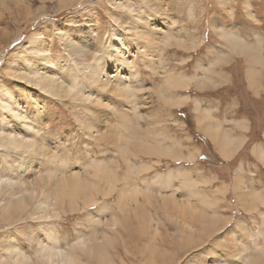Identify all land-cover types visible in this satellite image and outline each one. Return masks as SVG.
I'll use <instances>...</instances> for the list:
<instances>
[{"label": "rangeland", "instance_id": "1", "mask_svg": "<svg viewBox=\"0 0 264 264\" xmlns=\"http://www.w3.org/2000/svg\"><path fill=\"white\" fill-rule=\"evenodd\" d=\"M69 36L102 59L115 91L81 72ZM31 40L41 55L27 48ZM45 56L57 78L78 77L91 99L50 95L17 74L31 64L41 72ZM125 76L135 86L126 99L118 82ZM6 89L41 130L44 151L65 161L62 180H83L62 190L80 198L58 202L51 217L39 209L40 192L21 193L23 212H0L1 260L13 249L43 264L40 248L69 250L82 238L94 251H76L77 264H264V0H0V93ZM6 118L18 122L0 103L3 126ZM210 123L228 139L212 137ZM232 141L241 147L227 160ZM20 159L0 153L1 174L20 180ZM31 159V179L55 168Z\"/></svg>", "mask_w": 264, "mask_h": 264}, {"label": "bare ground", "instance_id": "2", "mask_svg": "<svg viewBox=\"0 0 264 264\" xmlns=\"http://www.w3.org/2000/svg\"><path fill=\"white\" fill-rule=\"evenodd\" d=\"M61 31H64L67 34V31H70V30H67V31L66 30H61ZM73 36H75V35H73ZM225 36L229 40L231 45H233V46H238L239 44L240 45L244 44L240 39H236V38H234L232 36L230 37L229 35H225ZM69 39H71V40H69L70 45L68 44L69 45L68 49L70 50V52H73V54L78 55L80 57V60H82L81 63H78L79 66H82L81 67V72L87 71L86 74H85L86 77L90 81H94L99 87H101L103 89L106 88V90H107V87H111L112 88L114 85L111 83L110 78L108 77L110 75H109L107 70L102 68V64H103L102 63V59H98V60L93 59L94 56H92V58L90 59L89 55L91 53H93V51L90 53L91 49L88 46H86L87 44H84L83 42L81 44L82 40L80 42H77L76 38L73 39V38L70 37ZM155 39H156L155 41H157L158 39H168V37L167 36L155 37ZM34 42L31 40L28 43L27 48L29 50L31 49L32 51H36L37 53L39 52L40 53L39 55H41V52L43 50H40V49H42V47L40 48L39 44H32ZM85 42H86V40H85ZM163 42H164V40H163ZM158 43H160V42H158ZM245 46H247V44H244V47ZM154 48H152V49H154ZM117 50H118V48H117ZM154 50H156V49H154ZM91 55H95V53L91 54ZM118 57H121V56H118ZM97 58H99V57H97ZM121 58H122L123 63H125V64L127 63L126 61L129 60V57H126V56H122ZM42 62H43V64H42L43 66H42L41 72L37 69V67L35 65L31 64V65H29V72H22L21 73V72L15 71L14 73L18 72L17 74L20 75L22 77V79L29 80L32 83L33 86H36V88H40L42 91H45L46 93H50V95L53 94L55 96H58L62 92H65L67 95H71L73 93L77 95V93H75V92H79L80 96L84 97V99H86V100H90L91 99V95H89L88 92H85V90L82 89V88L76 87L79 84V82H80L78 77L74 76L73 78H71V83H69L67 81H61L60 78L56 77V74L54 72V69L57 66L50 59L46 58V56L42 57ZM3 64H4V66H6V63H3ZM5 68L7 70H9V69H13V66L8 64ZM46 68H47V70H45ZM252 79H253V77H252ZM197 80L201 81L200 79H197ZM255 80L256 79H254V81ZM176 81H178V80H176ZM203 81L207 82V81H210V79L209 78H205V79H203ZM118 82H120L119 89L121 88V90H122V91L120 90V92H124L125 93V95L121 94V95L125 96V99L126 98H130V95L132 97H134L133 93H134V90H135L134 89L135 86L133 85L132 81L130 82L128 80V78L125 76L123 78H120ZM200 84H202V83L200 82ZM204 84H206V83H204ZM167 85H165L164 87H166ZM177 85H178V83H177ZM173 86H174V84H173ZM254 86L255 85L253 84L252 87H254ZM114 87H116V85ZM113 88H112V91H115V90H113ZM114 89H116V88H114ZM116 92H117V90H116ZM119 94L120 93H118V95ZM0 95H1L0 103H1L2 109L4 111L8 112L13 118H16L17 121H18V122H16V123H18L17 125H16V123L15 124H11L10 123V119L6 118L4 120L5 126H3L0 123V153H2L4 155H5V153L6 154L12 153L13 156L14 155L19 156L21 159L19 160V162L17 164V168H18L19 173H22V176H20V180L19 179L18 180H14L13 178L9 179V178L4 177L3 176L4 174H1V172H0V198H2V200H3L4 197H8V199H9V200L7 199L8 201L6 203H2V200H0V212H2L3 215L5 214V215H8V216H11L13 210H17V211L23 212L25 207H26V200L22 198L21 193L24 192V193H26L29 196L30 199H34L35 195L38 192H40V193H42L44 195L45 202H41V206H40L39 209L43 210V213L45 212L44 215H46L47 217H51V215L49 214L50 213L49 211H55L56 210L55 207L57 206L58 202H66L67 201L71 205V204H74L75 201L80 198L79 196L82 193L81 191H80L81 193H79L78 196H72V194H68V193H70V191L67 194H63L64 192L62 190H69L70 189V184L69 183H71V182H72L73 185L76 184V186L78 184H80L81 182L77 184V182L79 181V180L77 181V179H81V177H79V176L77 177L76 176L75 178H73V177H70L69 179L67 178L68 180H65V181L62 180L64 176L66 177L65 172L63 170H61V169H64V168L67 167V166L64 167L65 161L59 160V159L55 160L56 159L55 157L49 156V154L46 151H44V149H45L44 145H43L42 141L40 140L41 138L39 137L40 134H41V132H40L41 130L38 127L34 126V123L29 118L28 113L26 112V110L25 111L21 110L20 104H18L17 102L13 101L14 98H13V95H12L11 91L7 90V89L4 90V91L2 90ZM162 96H163V98L166 97V96H164V93H162ZM197 108L199 109L198 105H197ZM199 112H201V111H199ZM200 115L202 117L205 116L204 113L203 114L200 113ZM198 118H200V117H197V119ZM201 123L199 122V124H201ZM213 124H215V123H213ZM244 126H246V125H244ZM206 127H208V130L211 132V134L214 133V135L212 137L216 138L218 140V142H220L221 139H223V140H227L228 139V138H225V136H222V138H220V136H218L216 134V130L211 125V123L209 125H207ZM216 127H218V126H216ZM244 128H246V127H244ZM246 130H248V129H246ZM209 131H207V132H209ZM235 142H236V140H235ZM235 142L232 141L229 145L227 144V147L230 146L229 148L223 149V156L225 158H228V160L230 159V156L233 155V153H235L236 151L238 153V151H239L238 149H239L240 145L236 146ZM243 147H244V145H243ZM240 150H241V148H240ZM255 155L257 156V154H255ZM38 156H43L44 162L55 164V168L52 169L51 172L49 171V173H48L49 176H47V175L46 176H38L37 178L35 177V178L31 179L32 177L27 176L30 172L32 174L34 173V171H33L34 168H33V165H32V161L33 160L31 158H36L37 159ZM260 157H263V156L260 155ZM103 164L104 163H102V165ZM98 165L99 164H97V166ZM0 166H1V162H0ZM95 166H93V167H95ZM103 167H104V165H103ZM103 167H102L101 173L102 172H103L102 174L109 173V170H107V166L104 169H103ZM93 169H95V168H93ZM98 169H99V172H100L101 168L99 167V168H97V170ZM13 171L15 172V170H13ZM89 172H90L89 174H92L94 171L91 173V171L89 170ZM111 172L113 173L112 170H111ZM117 172H119V171H117ZM61 174H63V177H60ZM93 174L95 175L96 172L93 173ZM85 178L87 179V177H85ZM98 178L100 180L101 176L100 177L98 176ZM73 179H74V181H73ZM94 179H96L95 176H94ZM104 179H106V178H104ZM75 180L77 181L76 183H75ZM81 180H83V179H81ZM156 181H158V180L155 179V181H153V182L155 183ZM87 182L88 181L86 180V182H84V183L86 184ZM90 183H88V184H90ZM90 185H92V184H90ZM17 186H19L18 190L20 188H22V190L21 189L19 191L16 190V192H15L14 190H15V187H17ZM93 186H94V184L92 185V187ZM163 186H164V184H163ZM163 186H160V187H163ZM237 186H239V185L237 184ZM48 188H49V190H48ZM88 189H90V187H88ZM52 198H54V199L52 200ZM81 199L85 200V203H87L89 201V203H87V204H90V203L94 202L93 197H91V196H90V198L82 196ZM49 202H52V208L49 207V206H51V205H49ZM257 202H261V201H257ZM33 213L37 214V211H33ZM43 218H44V216H43ZM209 221L211 222V220H209ZM214 223H216V222H214ZM217 223H219V222L217 221ZM93 238H94L93 239L94 245L99 247V245H98V243L100 242L99 241V237H95L94 236ZM93 247L90 245V242L88 240L85 241L82 238L77 240L76 244L74 246L72 245L69 250L67 248H66L67 250H63L62 248H58V246H56V245H52L51 247H42V248H40L39 261H40V263L43 262V264H77L78 256H77V253L75 254V252L76 251L77 252L78 251L81 252V254H79V257H80V255H82V254L92 253L94 251ZM98 247H97V249H98L97 251H99ZM7 251L9 252V259L10 260H8L7 257H5V255H4V256L1 257V258H4V259H2V260L0 259V262L2 264H31L30 258L24 256L22 254V252H20L19 250H13L12 249V250H7ZM260 251H262V249H260ZM95 252H96V250H95ZM243 253H245V252H243ZM99 254H101L100 251H99ZM239 255H241V253ZM242 255H244V254H242ZM248 261H250V260H247V262ZM252 262H255V261H252ZM249 263H251V262H249ZM255 263L257 264V261ZM258 264H260V263H258Z\"/></svg>", "mask_w": 264, "mask_h": 264}, {"label": "crops", "instance_id": "3", "mask_svg": "<svg viewBox=\"0 0 264 264\" xmlns=\"http://www.w3.org/2000/svg\"><path fill=\"white\" fill-rule=\"evenodd\" d=\"M224 157V156H223ZM225 158V157H224ZM225 159H227L228 160V158H225ZM230 160V159H229Z\"/></svg>", "mask_w": 264, "mask_h": 264}]
</instances>
